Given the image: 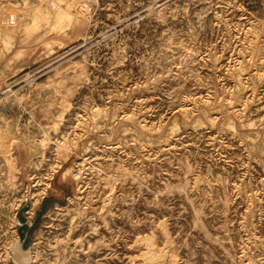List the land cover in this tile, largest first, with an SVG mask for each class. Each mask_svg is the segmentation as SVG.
I'll use <instances>...</instances> for the list:
<instances>
[{
	"label": "rangeland",
	"instance_id": "obj_1",
	"mask_svg": "<svg viewBox=\"0 0 264 264\" xmlns=\"http://www.w3.org/2000/svg\"><path fill=\"white\" fill-rule=\"evenodd\" d=\"M28 261L264 264V0H0V264Z\"/></svg>",
	"mask_w": 264,
	"mask_h": 264
},
{
	"label": "bare ground",
	"instance_id": "obj_2",
	"mask_svg": "<svg viewBox=\"0 0 264 264\" xmlns=\"http://www.w3.org/2000/svg\"><path fill=\"white\" fill-rule=\"evenodd\" d=\"M55 6H57V4L56 3H53V7H55ZM10 98L11 97H7V98H5L6 100H10ZM12 99V98H11ZM3 145V144H2ZM12 157V156H11ZM26 253H27V250H24V249H17L16 248V256H17V258L19 259V260H22L23 258H24V256L26 255Z\"/></svg>",
	"mask_w": 264,
	"mask_h": 264
},
{
	"label": "water",
	"instance_id": "obj_3",
	"mask_svg": "<svg viewBox=\"0 0 264 264\" xmlns=\"http://www.w3.org/2000/svg\"><path fill=\"white\" fill-rule=\"evenodd\" d=\"M25 239H26V236L24 235L23 238H22V241L19 242L20 243V247H21V249H29L30 250V246L29 245H27V246L24 245ZM29 262L30 261H28L27 263L23 262V264H28Z\"/></svg>",
	"mask_w": 264,
	"mask_h": 264
},
{
	"label": "trees",
	"instance_id": "obj_4",
	"mask_svg": "<svg viewBox=\"0 0 264 264\" xmlns=\"http://www.w3.org/2000/svg\"><path fill=\"white\" fill-rule=\"evenodd\" d=\"M43 205H44V203H43ZM43 207H44V206H43ZM44 209H45V208H44ZM44 209H43V210H44ZM22 221L24 222V218L22 219ZM22 225H23V228H25V227L27 226L25 222H24ZM22 234H23V231H22Z\"/></svg>",
	"mask_w": 264,
	"mask_h": 264
}]
</instances>
